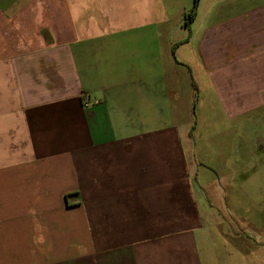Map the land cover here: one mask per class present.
<instances>
[{
    "label": "crops",
    "instance_id": "0c3cea01",
    "mask_svg": "<svg viewBox=\"0 0 264 264\" xmlns=\"http://www.w3.org/2000/svg\"><path fill=\"white\" fill-rule=\"evenodd\" d=\"M194 2L0 0V264H264V0Z\"/></svg>",
    "mask_w": 264,
    "mask_h": 264
},
{
    "label": "rangeland",
    "instance_id": "374dc122",
    "mask_svg": "<svg viewBox=\"0 0 264 264\" xmlns=\"http://www.w3.org/2000/svg\"><path fill=\"white\" fill-rule=\"evenodd\" d=\"M171 82H172V80H171ZM173 85V92H174V94H173V99H174V104H173V106L176 108L175 109V114H176V116L178 117V119H180L181 117H184L183 116V113H184V110H185V108H184V105L183 104H181V102H180V97H182V94L185 92V89L187 90V92L189 93V89L185 86V83H184V86H185V88H181V87H177L176 86V83H173L172 84ZM185 94H186V92H185ZM177 95H178V98H177ZM180 96V97H179ZM177 99V100H176ZM192 118L194 119V120H199V117L198 116H196L195 117V115L193 116L192 115ZM187 122H189V120H187ZM204 141H208V139H212V140H215V142L217 141H222L221 143L219 142V143H217L216 142V144L219 146V145H222V144H224V143H228L229 145H230V147H231V143H234L236 140H230V139H219V138H206V137H204V138H202ZM204 143V142H203ZM208 145H209V143H208ZM216 145V146H217ZM189 160H190V163H193L194 162V160H193V158H189ZM191 166H193L192 164H191ZM242 228H243V231H246V230H248V229H246V226H242ZM250 231H252L251 229H250ZM256 232V231H255Z\"/></svg>",
    "mask_w": 264,
    "mask_h": 264
},
{
    "label": "trees",
    "instance_id": "16d2710c",
    "mask_svg": "<svg viewBox=\"0 0 264 264\" xmlns=\"http://www.w3.org/2000/svg\"><path fill=\"white\" fill-rule=\"evenodd\" d=\"M197 2H199V0H195L194 7L192 8V10L190 11L189 14L187 13V15L185 17V21H186L188 26H190L194 22L195 17H197V11H198ZM194 88H195L196 93L199 94V89L196 87L195 84H194ZM197 94L195 95L194 102H193L194 110H196V106H197ZM193 112H195V111H193ZM195 125L193 126L192 131L195 129ZM192 135H193V132H192Z\"/></svg>",
    "mask_w": 264,
    "mask_h": 264
},
{
    "label": "built area",
    "instance_id": "2783aa9c",
    "mask_svg": "<svg viewBox=\"0 0 264 264\" xmlns=\"http://www.w3.org/2000/svg\"><path fill=\"white\" fill-rule=\"evenodd\" d=\"M90 104H91V103H90L89 101L86 100L85 105H86V106H90Z\"/></svg>",
    "mask_w": 264,
    "mask_h": 264
}]
</instances>
